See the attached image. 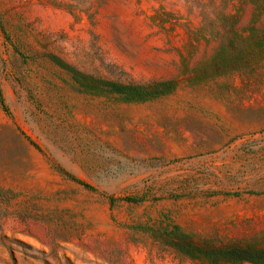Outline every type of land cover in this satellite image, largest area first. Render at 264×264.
<instances>
[{
	"label": "rangeland",
	"instance_id": "1",
	"mask_svg": "<svg viewBox=\"0 0 264 264\" xmlns=\"http://www.w3.org/2000/svg\"><path fill=\"white\" fill-rule=\"evenodd\" d=\"M0 264H264V0H0Z\"/></svg>",
	"mask_w": 264,
	"mask_h": 264
},
{
	"label": "trees",
	"instance_id": "2",
	"mask_svg": "<svg viewBox=\"0 0 264 264\" xmlns=\"http://www.w3.org/2000/svg\"><path fill=\"white\" fill-rule=\"evenodd\" d=\"M68 178H70L71 180H73V181H75V182H77V183H79V184H82L79 180H76L75 178H73L72 176H70V175H67V174H65ZM133 201H135V200H133ZM234 253H235V255H237L236 253H239L240 255L239 256H225V257H227L228 259H237V260H240V261H251V258H246V256L247 255H251V253H248V252H243V251H240V250H237V249H235L234 250Z\"/></svg>",
	"mask_w": 264,
	"mask_h": 264
}]
</instances>
